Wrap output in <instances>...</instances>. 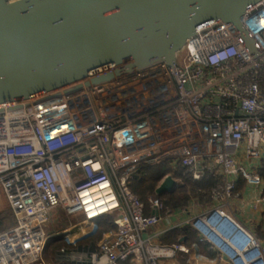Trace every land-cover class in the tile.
<instances>
[{"label":"built area","instance_id":"built-area-1","mask_svg":"<svg viewBox=\"0 0 264 264\" xmlns=\"http://www.w3.org/2000/svg\"><path fill=\"white\" fill-rule=\"evenodd\" d=\"M241 25L259 54L234 25L217 21L186 40L174 66L157 62L69 94L0 104V190L15 223L0 230V264H37L53 236L43 226L58 209L79 216L90 234L103 216L114 229L92 252L61 248L56 264L173 257L183 245L142 237L169 211L131 190L142 167L160 163L167 172L158 185L167 176L177 183L178 171L192 181L217 177L210 213L193 226L231 264H264V239L222 208L239 177L264 180V0ZM255 203L264 211V187ZM217 222L231 232L218 237L207 226Z\"/></svg>","mask_w":264,"mask_h":264},{"label":"water","instance_id":"water-1","mask_svg":"<svg viewBox=\"0 0 264 264\" xmlns=\"http://www.w3.org/2000/svg\"><path fill=\"white\" fill-rule=\"evenodd\" d=\"M261 0H0V104L45 100L157 62L174 66L186 40L231 23ZM177 186L167 176L156 195Z\"/></svg>","mask_w":264,"mask_h":264},{"label":"crops","instance_id":"crops-1","mask_svg":"<svg viewBox=\"0 0 264 264\" xmlns=\"http://www.w3.org/2000/svg\"><path fill=\"white\" fill-rule=\"evenodd\" d=\"M243 164L246 168H250L246 161H243ZM174 176L178 182L176 183L177 186L173 190L185 188L184 190H186L185 194L187 195V198L184 200L182 205L168 210L169 212H167L155 226L142 233V237L145 239L149 238L151 242L155 244L168 245L171 243H179L183 245L184 249L176 251L173 257L159 259L157 264H231L230 261L223 259L216 249L211 247L210 242L204 239L192 224L195 218L200 215H208L210 213L213 206L210 192L214 184L218 182V178L208 177L201 181H192L189 179L190 182L193 183L191 185H199L197 189L191 191V186L185 184L183 180V176L186 175H184L181 171H178L174 174ZM204 182H206V184H203ZM202 185L206 186L202 187ZM263 187L264 180L262 183L255 185L248 184L243 178L239 177L234 190L235 197H233L227 204L222 205L224 211L231 218L237 221L260 241L264 239V211L256 205L255 199ZM171 192L156 195L154 190V198L165 194L167 195ZM165 209L169 208L166 207ZM161 214L163 215L164 213ZM77 217L80 221V217ZM104 217L105 216L96 221V227L100 222L104 221ZM72 225L73 222H70L68 228L64 230L66 234L68 233V245L62 246L61 248L68 247L71 250L82 253L92 252L96 249L97 243L107 232H104L97 241H92L90 236L94 233H89V230H87L88 226L85 225L83 228L80 222L75 224L74 227H71ZM214 225L216 226H207H209V229L218 237H222L226 234L227 229L222 223L217 222ZM6 228V220L1 218L0 230H4ZM80 232H82V236H76V234L78 235ZM50 233L53 235L50 240L56 239L59 234H62L56 232L54 229L51 230ZM61 236L60 238L63 239V235ZM61 248L55 251V256L49 264L58 263L57 253ZM119 264L125 263L120 262Z\"/></svg>","mask_w":264,"mask_h":264},{"label":"trees","instance_id":"trees-1","mask_svg":"<svg viewBox=\"0 0 264 264\" xmlns=\"http://www.w3.org/2000/svg\"><path fill=\"white\" fill-rule=\"evenodd\" d=\"M166 172H167V169L165 165H163L162 163L142 167L141 169L142 178L140 180L135 179L132 181L131 190L142 201H145L148 195H151L154 197V190L157 186V183L166 174ZM183 180L185 184L191 186L190 187L191 191L199 187V185H195V184L191 185L193 183H191L189 178L186 176H183ZM203 184H206V182H204ZM205 186L206 185H202V187H205ZM184 189L185 188L173 190L171 193L167 195L165 194L163 196H158L157 198H159L162 201L165 208L166 207L169 208L167 210H171L172 208L182 205L184 200L187 198V195L185 194L186 190ZM98 225H99L98 231H96V233L90 236V239L92 241H97L104 232L114 229V225L112 223V216H105L104 221L100 222ZM58 240H61V238H59ZM53 241H55V239L48 241L46 247L50 245Z\"/></svg>","mask_w":264,"mask_h":264},{"label":"rangeland","instance_id":"rangeland-1","mask_svg":"<svg viewBox=\"0 0 264 264\" xmlns=\"http://www.w3.org/2000/svg\"><path fill=\"white\" fill-rule=\"evenodd\" d=\"M0 217L6 220L7 228L14 226V218L11 216L10 210L6 203V198L2 194L0 190ZM70 222L73 224H78L79 218L77 216H66L61 209H58L56 212L53 213L51 221L43 226V229L46 233H49L51 230H55L56 232L62 233L59 234L58 238L55 239L50 245L45 247L41 260L37 264H49L52 262L54 258L55 251L62 246H67L68 244V233L66 234L64 230L68 228ZM84 228V227H83ZM99 225L96 227V231H98ZM87 230H90V226H88ZM63 235V239L58 240L60 236ZM65 237V238H64ZM62 238V236H61Z\"/></svg>","mask_w":264,"mask_h":264},{"label":"bare ground","instance_id":"bare-ground-1","mask_svg":"<svg viewBox=\"0 0 264 264\" xmlns=\"http://www.w3.org/2000/svg\"><path fill=\"white\" fill-rule=\"evenodd\" d=\"M86 226H89V224L86 225ZM79 235L82 236V232H80V234H78V235L76 234V236H78V237H79Z\"/></svg>","mask_w":264,"mask_h":264},{"label":"clouds","instance_id":"clouds-1","mask_svg":"<svg viewBox=\"0 0 264 264\" xmlns=\"http://www.w3.org/2000/svg\"><path fill=\"white\" fill-rule=\"evenodd\" d=\"M229 232H231V228H227Z\"/></svg>","mask_w":264,"mask_h":264}]
</instances>
